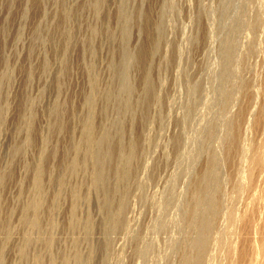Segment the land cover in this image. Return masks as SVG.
<instances>
[{"label":"rangeland","instance_id":"obj_1","mask_svg":"<svg viewBox=\"0 0 264 264\" xmlns=\"http://www.w3.org/2000/svg\"><path fill=\"white\" fill-rule=\"evenodd\" d=\"M204 198L264 264V0H0V264H184Z\"/></svg>","mask_w":264,"mask_h":264},{"label":"bare ground","instance_id":"obj_2","mask_svg":"<svg viewBox=\"0 0 264 264\" xmlns=\"http://www.w3.org/2000/svg\"><path fill=\"white\" fill-rule=\"evenodd\" d=\"M108 140H109V136L106 133H103L102 134V144L106 143ZM98 155H99V153H98ZM111 155L112 154H110L109 152L102 151V160L103 161L107 160V158H108L107 156H111ZM95 156H96V152H95ZM100 175L102 177V181L104 180V177L106 176L103 171H102V174H101V171H99V175L97 176V180H95V182H97L98 184H99V181L101 180ZM200 194H203L206 198L209 196L211 197L208 182H206V184L204 185V188L201 190ZM206 198L201 199V202H198V205H197L195 212L200 213V215H199L198 221L196 222L195 234H194V236H193V238L189 244L190 249L192 250L193 254L189 257L183 256L184 257V259H183L184 264H205L204 263V257H205V253H206V247L209 244L210 236H211L210 234H211V226H212L211 223L212 222H211L210 216L212 215V212H213L212 211L213 206L206 205V201H207ZM34 220L35 221L32 222L33 226L37 227L36 229L39 230L40 225L38 224L37 219H34ZM143 251H145V250H143ZM36 258H38V257H36ZM1 259H2V257L0 255V262H1ZM25 259H26V257H25ZM73 259H74L73 261L75 262V264H84V262H85V260H84L85 258L82 255L76 256ZM68 260L69 259H66V261H68Z\"/></svg>","mask_w":264,"mask_h":264}]
</instances>
